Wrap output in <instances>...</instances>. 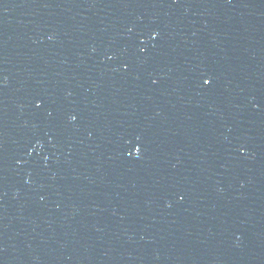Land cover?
<instances>
[{
    "label": "water",
    "instance_id": "water-1",
    "mask_svg": "<svg viewBox=\"0 0 264 264\" xmlns=\"http://www.w3.org/2000/svg\"><path fill=\"white\" fill-rule=\"evenodd\" d=\"M0 264H264V0H0Z\"/></svg>",
    "mask_w": 264,
    "mask_h": 264
},
{
    "label": "snow or ice",
    "instance_id": "snow-or-ice-1",
    "mask_svg": "<svg viewBox=\"0 0 264 264\" xmlns=\"http://www.w3.org/2000/svg\"><path fill=\"white\" fill-rule=\"evenodd\" d=\"M205 83H211V80L210 79L205 80ZM136 152H137V154H139V152H140L139 147H137Z\"/></svg>",
    "mask_w": 264,
    "mask_h": 264
}]
</instances>
